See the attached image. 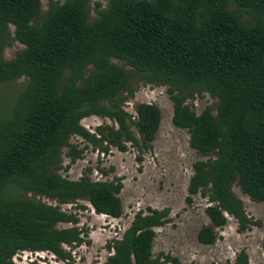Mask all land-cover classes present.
I'll return each instance as SVG.
<instances>
[{
    "label": "trees",
    "instance_id": "obj_1",
    "mask_svg": "<svg viewBox=\"0 0 264 264\" xmlns=\"http://www.w3.org/2000/svg\"><path fill=\"white\" fill-rule=\"evenodd\" d=\"M91 1L50 0L42 16L40 0H0V87L24 79L13 100L0 105V264H15L20 252L70 259L64 247H79L87 233L61 205L85 200L96 214L122 216L120 178L70 180L59 171L63 148L70 163L82 157L72 136L103 151L132 146L138 161L152 149L159 108L138 104L135 117L123 109L135 91L133 74L166 87L172 124L209 157L193 164L187 186L188 204L197 194L209 203L210 225L200 228L197 241L214 244L227 216L240 231L258 225L231 186L264 206V0H107L105 8L95 4L90 21ZM11 40L24 48L4 60ZM202 93L216 99L215 114L186 105ZM90 116L114 124L90 132L81 125ZM169 213L138 211L107 246L112 253L104 264H162L152 244ZM233 264H250L246 251Z\"/></svg>",
    "mask_w": 264,
    "mask_h": 264
},
{
    "label": "rangeland",
    "instance_id": "obj_2",
    "mask_svg": "<svg viewBox=\"0 0 264 264\" xmlns=\"http://www.w3.org/2000/svg\"><path fill=\"white\" fill-rule=\"evenodd\" d=\"M42 16L48 8L50 0H40ZM62 4L65 0H51ZM96 3L100 8L107 6V0H92L90 3L89 20L97 17ZM11 35L13 27H10ZM24 46L11 40L3 49L2 57L9 60ZM129 69V68H128ZM24 79L0 87V105H8L18 92ZM131 84L135 88L133 96L123 102V109L136 116L135 108L141 103L156 105L161 113L159 128L156 132L152 149L142 155L138 161V152L128 146L126 152H120L115 147L103 151L77 136L70 138V143L82 149V157L75 163H70L67 157L68 148H63L61 155V176L76 180L87 174L93 180H112L118 177L122 180L119 197L123 206L120 218H111L94 213L92 207L80 200L77 204L61 205V209L76 214L77 226L82 228L87 236L85 243L79 247L64 249L69 252L70 259L61 261L47 252H20L13 257L15 264H104L111 255L107 246L111 241L120 239L129 227L134 215L146 209L168 208L169 220L163 226L155 229L152 244V254L160 257L162 264H233L235 256L246 251L250 264H264L262 238L264 234V206L252 202L233 184L231 190L239 198L246 215L259 224L240 231L236 220L227 216L226 224L216 229V241L212 245H203L197 241V233L203 226H209L210 221L205 214L209 205L201 194L193 196L192 202H186L187 186L192 175V166L198 160H207L189 145L190 134L187 130L176 128L172 124V102L166 87H155L145 84L136 74L132 75ZM217 101L207 93L195 95L188 99L186 105L200 114L210 109L215 114ZM112 125L106 118L90 116L81 121L88 131L95 132L101 125ZM134 132L136 130L132 128ZM105 145V144H104ZM29 197L31 195H28ZM47 204H55L48 199L39 198ZM77 205H83L78 208ZM64 227L66 225H60ZM165 256L170 260L166 262Z\"/></svg>",
    "mask_w": 264,
    "mask_h": 264
}]
</instances>
